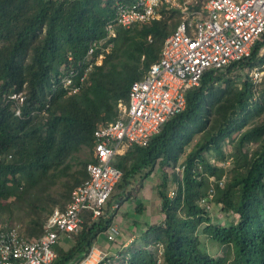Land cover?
Here are the masks:
<instances>
[{"label": "trees", "instance_id": "trees-1", "mask_svg": "<svg viewBox=\"0 0 264 264\" xmlns=\"http://www.w3.org/2000/svg\"><path fill=\"white\" fill-rule=\"evenodd\" d=\"M134 1L0 0V218L26 208L22 233L28 238L40 236L54 208L64 209L73 189L88 178L87 164L96 161V127L119 117L118 102H128L132 83L159 60L165 39L182 21L180 10L164 9L160 19L118 28L107 38L105 27L117 6ZM203 1L191 8H201ZM101 39L103 47L111 43L109 52L96 49L95 56L105 53L103 62L78 93L68 95L59 77L69 54L76 65ZM263 62L264 32L249 56L224 72L207 69L199 85L187 90L183 111L146 146L133 145L116 158L122 178L105 213L95 220L85 213L82 229L55 245L50 264H82L111 228L112 205L130 200L136 184L156 166L162 175L157 186L162 221L147 225L127 250L97 264H264V119L250 124L264 113V89L256 90L248 74ZM14 92L26 96L20 114L8 99ZM83 147L92 156L74 169L70 159ZM57 182L61 188L52 193ZM171 184H176L173 196ZM202 199L235 220L214 223ZM137 209L143 212L142 206ZM201 234L224 245V252L211 255Z\"/></svg>", "mask_w": 264, "mask_h": 264}, {"label": "built area", "instance_id": "built-area-1", "mask_svg": "<svg viewBox=\"0 0 264 264\" xmlns=\"http://www.w3.org/2000/svg\"><path fill=\"white\" fill-rule=\"evenodd\" d=\"M196 2L135 0L117 6L115 16L105 27L107 38L115 37L118 28L160 19L164 9H178L183 18L165 39L159 60L142 79L132 83L128 102H118L119 117L96 127L93 134L96 161L87 164L88 178L73 189L66 207L54 208L38 237L28 238L16 226H0V264H50L57 256L55 245L62 237L70 238L82 229L85 213L93 220L105 213L107 202L122 178V171L115 165L116 158L133 145L146 146L170 118L183 111L187 90L199 85L207 69L224 72L250 55L252 46L264 32V0H204L201 8L192 9ZM101 41L106 43L102 39L93 41L85 58L76 65L69 54L59 77L68 95L78 93L94 67L103 62L104 52L95 56ZM103 46L109 52L111 43ZM248 74L256 90L264 89V62L255 65ZM25 98L22 92L8 96L16 102L17 114ZM206 203V199L201 200L202 205ZM117 233L112 228L108 241H113ZM105 256L93 250L82 264H97Z\"/></svg>", "mask_w": 264, "mask_h": 264}, {"label": "rangeland", "instance_id": "rangeland-1", "mask_svg": "<svg viewBox=\"0 0 264 264\" xmlns=\"http://www.w3.org/2000/svg\"><path fill=\"white\" fill-rule=\"evenodd\" d=\"M103 46V42L101 41L100 44ZM103 57L100 58L102 60ZM264 119V113L261 117H253L250 121V124H253L255 122L261 121ZM237 136V134H234V138ZM194 139L193 143L186 148L187 151L191 149L195 141ZM230 147L226 145L224 147V150L228 152ZM92 156L91 151L87 147H83L80 151L76 152L73 157L70 159V164L72 168L76 169L79 167V160L83 159H90ZM183 160V159H182ZM181 160V161H182ZM222 164V163H220ZM227 168H229V162L224 164ZM172 169H168L167 172L171 174ZM176 171L179 173V175H182V168L178 165L176 168ZM161 171L156 166L153 173L148 177L142 180V184L139 183L136 184L137 193L132 191L131 199L130 200H124L123 203L116 204V202L112 205V208L115 210V217L114 222L111 226V228L104 234V237L107 239V236L109 235V231H111L112 228H116L117 234L115 235V238L113 241H107L108 244H111L114 248H116L112 254L117 256L118 250L125 251L128 247L131 246L132 243H130L127 247L118 248V244H124L129 242V239L134 237L133 234L141 233L149 224L154 223H160L162 221V213H161V200L157 193V186L161 181ZM227 178V175H226ZM224 177L221 181V184L224 183L226 180ZM61 182H57L56 185L52 188L51 192L54 193L55 191L59 190L61 188ZM170 195L173 196L172 192L176 188V184L170 185ZM210 206V208L208 207ZM23 206V205H22ZM28 206V204H26ZM137 206L143 207V212L140 213V211L137 209ZM207 208V210L210 212L211 217L213 219L214 223H220L227 225L231 221L235 220L234 215H229V213L222 210L220 205L214 204V203H206L203 204ZM28 208V207H27ZM19 211L17 209V213H15L10 219L7 213L2 215L3 218H0V226L8 225L9 223H12L13 226H16L19 228V230L22 232V230L25 228L26 222L29 219V216H26V208L22 210L19 214ZM137 236V235H135ZM99 242L103 240V236H99ZM137 238V237H135ZM201 240L203 245L205 246L206 250L213 256L218 257L220 256L224 250L225 246L221 243L214 241L210 238L205 237L203 234H201ZM100 244L97 242L95 248H99ZM92 248L91 252L95 249ZM112 248V247H111ZM160 252H158L159 256ZM108 256L111 254H107ZM92 264V263H91Z\"/></svg>", "mask_w": 264, "mask_h": 264}, {"label": "crops", "instance_id": "crops-1", "mask_svg": "<svg viewBox=\"0 0 264 264\" xmlns=\"http://www.w3.org/2000/svg\"><path fill=\"white\" fill-rule=\"evenodd\" d=\"M196 1H198V0H196ZM197 3V2H196ZM148 178V177H147ZM105 234V233H104ZM104 234L102 235L103 236V240H101L100 242H99V239H98V243L100 244L98 247L99 248H95L96 247V244L94 245V252L95 253H103V254H105V255H107V254H112V252L116 249V248H114L113 246H111V244H108L107 242H106V240L108 241V239H106L105 237H104ZM140 234V233H139ZM138 231H137V233H135V234H133V236L134 237H132V238H130L129 239V242H127V243H124V244H118L117 246H118V248H123V247H127L130 243H132L133 241H134V239H135V237H138ZM135 235H137V236H135ZM100 238V237H99ZM112 247V248H111Z\"/></svg>", "mask_w": 264, "mask_h": 264}]
</instances>
